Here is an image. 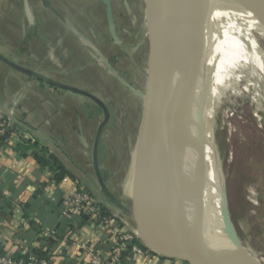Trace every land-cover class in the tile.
Instances as JSON below:
<instances>
[{"label":"crops","instance_id":"obj_1","mask_svg":"<svg viewBox=\"0 0 264 264\" xmlns=\"http://www.w3.org/2000/svg\"><path fill=\"white\" fill-rule=\"evenodd\" d=\"M3 1L0 106L10 112L14 127L0 138V256L35 252L48 264H89L81 246L87 244L105 264H112L114 226L139 241L133 220L118 218L114 225L100 226L83 215L64 213L61 207L63 194L71 188L63 181L66 176L79 180L80 188L93 191L114 210L96 192L92 150L99 123L92 110L100 105L71 90H87L84 71L73 68L79 60L72 50H77L75 44H85V23L76 13L90 0H49L55 11L42 0ZM106 11L103 8L105 17ZM139 126L140 120L131 148L132 172ZM100 146L101 139L99 163ZM42 229L53 233L43 236ZM140 244L147 252L132 257L123 251L120 264H185Z\"/></svg>","mask_w":264,"mask_h":264},{"label":"bare ground","instance_id":"obj_2","mask_svg":"<svg viewBox=\"0 0 264 264\" xmlns=\"http://www.w3.org/2000/svg\"><path fill=\"white\" fill-rule=\"evenodd\" d=\"M178 10L181 13L180 1ZM233 40L260 51V57L227 48ZM178 60L181 71L171 110L169 164L173 204L181 227L193 246H212L225 255H235L244 264H264L262 254L232 222L218 196L226 182L222 164L225 149L222 142L218 147V140L222 128L231 129L230 115L222 104L247 96L255 119L262 122L264 117V22L243 0H195ZM200 157L203 163L198 179L193 166ZM150 216L159 227V213L153 207Z\"/></svg>","mask_w":264,"mask_h":264},{"label":"rangeland","instance_id":"obj_3","mask_svg":"<svg viewBox=\"0 0 264 264\" xmlns=\"http://www.w3.org/2000/svg\"><path fill=\"white\" fill-rule=\"evenodd\" d=\"M112 1L106 17L103 8L107 9V5L101 0H90V8L89 5L77 7L76 16L85 23V44L82 48L75 44L77 50L75 53L72 50V54L79 64L73 68L84 71L85 91H92L102 103L98 110H92L96 121L100 124L107 118L100 136L98 167L101 177L111 193L131 207V148L148 76L147 0ZM3 3L0 0V6ZM227 46L248 57H260V51L244 42L233 40ZM248 102L247 96H239L233 103L222 104V109L230 115L231 129L222 128V140H218V147L222 142L221 147L225 149L222 164L226 170L224 191L218 192V196L223 200L226 194V208L232 215V222L249 237L253 249L260 252L264 260V117L258 122ZM202 163L201 157L194 162L197 178ZM112 212L122 219L128 217L115 209ZM222 228L226 231L225 224ZM209 249L218 257H226L221 250L212 246Z\"/></svg>","mask_w":264,"mask_h":264},{"label":"water","instance_id":"obj_4","mask_svg":"<svg viewBox=\"0 0 264 264\" xmlns=\"http://www.w3.org/2000/svg\"><path fill=\"white\" fill-rule=\"evenodd\" d=\"M101 1L107 5L106 12L110 13V0ZM179 1L181 13L178 10ZM243 1L264 22V3L258 0ZM42 2L46 8L54 10L49 0ZM194 2L195 0H147L148 76L131 177V207L115 197L106 187L98 167V143L107 118L98 125L92 150L96 192L117 212L130 217L139 242L159 255L180 259L188 264H244L233 254H226L222 258L216 256L208 247L191 245L173 204L174 181L169 164L171 110L181 71L178 56L190 27ZM71 90L87 95L102 107L100 100L91 93L77 88ZM0 110L12 119L6 108L0 106ZM180 121L182 124V120ZM225 195L222 196L224 202ZM151 207L159 213L160 229L151 219Z\"/></svg>","mask_w":264,"mask_h":264},{"label":"built area","instance_id":"obj_5","mask_svg":"<svg viewBox=\"0 0 264 264\" xmlns=\"http://www.w3.org/2000/svg\"><path fill=\"white\" fill-rule=\"evenodd\" d=\"M13 127L12 119L0 110V138L8 134ZM63 181L67 182L69 187H71L63 194L61 200V207L64 213L83 215L88 221L100 226L116 224V221L120 217L104 206L96 198V194L93 191L80 188V181L77 179L72 180L65 176L63 177ZM105 211H108L109 214L105 213ZM120 227L114 226L116 244L112 264H120L121 253L123 251L131 253L132 257H140L147 252L143 246L136 242V239L131 233L123 231ZM40 233L43 236H47L53 232L42 229ZM81 246L86 252L89 264H105L103 258L91 245L82 244ZM0 264H48V259L35 252H30L18 257L15 255L0 256Z\"/></svg>","mask_w":264,"mask_h":264},{"label":"trees","instance_id":"obj_6","mask_svg":"<svg viewBox=\"0 0 264 264\" xmlns=\"http://www.w3.org/2000/svg\"><path fill=\"white\" fill-rule=\"evenodd\" d=\"M99 1H100V0H99ZM113 3H114V2L112 1V4H113ZM90 4H91V3H90ZM90 6H91V5H90ZM112 6H113V5H112ZM6 135H7V134H6ZM6 135H4V136L1 137V138L6 137ZM103 213H104V212H103ZM105 213L109 214L108 211H105ZM105 213H104V214H105ZM136 242H137L139 245H141V244L139 243V241L136 240ZM141 246H142V245H141ZM18 256H20V255H18ZM18 256H17V257H18Z\"/></svg>","mask_w":264,"mask_h":264},{"label":"flooded vegetation","instance_id":"obj_7","mask_svg":"<svg viewBox=\"0 0 264 264\" xmlns=\"http://www.w3.org/2000/svg\"><path fill=\"white\" fill-rule=\"evenodd\" d=\"M111 1V3H112V0H110ZM74 93H77V92H75V91H73ZM92 94V93H91ZM93 95V94H92ZM95 97H96V95H94ZM101 136H102V133H101ZM100 140V139H99Z\"/></svg>","mask_w":264,"mask_h":264}]
</instances>
